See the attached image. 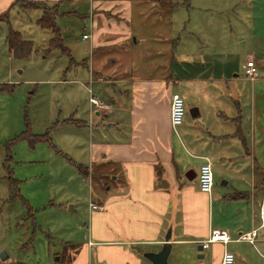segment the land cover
<instances>
[{
	"label": "crops",
	"instance_id": "obj_1",
	"mask_svg": "<svg viewBox=\"0 0 264 264\" xmlns=\"http://www.w3.org/2000/svg\"><path fill=\"white\" fill-rule=\"evenodd\" d=\"M27 1L54 6L55 20L81 16L72 6L76 0ZM112 3L90 0L96 9L82 33L88 37L81 35L90 52L74 62L84 71L76 69L71 80L87 90L88 102L93 95L107 104L89 103L87 116L76 108L79 116L69 117L83 130L71 134L73 141L86 149L84 159L73 161L91 192L100 194L90 197L86 224L72 216L77 204L63 194L18 185L13 196L8 186L0 201L21 205L0 227V264H148L143 253L159 250L168 231L171 264H220L225 250L237 264H264V253L256 250V243L264 249V228H258L254 244L236 240L258 226L264 195V122L254 97L258 72L255 79L244 70L228 77L214 54L205 63L178 51L170 24L150 18L128 23L130 10ZM13 5L34 10L36 23L43 13L39 6L0 0V15ZM173 94L188 102L176 131L170 123ZM205 157L211 165L220 162L223 175L231 173L228 189L200 191L197 173ZM73 177L76 183L77 172ZM90 202L101 209H91ZM212 229L226 231L230 240L197 251Z\"/></svg>",
	"mask_w": 264,
	"mask_h": 264
},
{
	"label": "rangeland",
	"instance_id": "obj_2",
	"mask_svg": "<svg viewBox=\"0 0 264 264\" xmlns=\"http://www.w3.org/2000/svg\"><path fill=\"white\" fill-rule=\"evenodd\" d=\"M105 1L113 2L112 6L118 3L120 9L130 10L128 23L134 18L135 23L145 24L150 18L152 22L155 19L170 24L178 51L186 50L189 56H200L205 63L209 53L214 54L219 61L220 72L228 77L233 78L235 73L242 75V62L254 58L259 74L255 82V106L264 122V0ZM19 4L31 7L26 0H20ZM150 4H156L157 8L150 9ZM36 5L42 6L41 3ZM89 5L90 0H76L72 6L80 11L81 16L70 14L56 19L61 45L67 47L68 53L56 46L60 45L57 38L49 45L53 34L36 23L34 10H21L13 5L0 15V196L8 193V179L12 176L20 179L18 184L21 187L26 185L31 190L63 194L70 200L69 204H77L72 216L86 224L90 197L93 194L95 199L100 192H91L89 180L84 181L73 161L84 159L86 149L84 145L76 146L73 141L71 134H79L83 130L71 123L69 117L79 116L80 110L83 116H87L91 106L87 90L71 81L76 69L84 71L74 62L87 58L90 52L88 40L81 37L84 31L89 30L96 9V6L92 9ZM43 6L48 12L55 9L54 6ZM9 29L18 30L22 38L31 40L32 49L27 55H14L9 50L6 40ZM185 31L189 32L182 38ZM184 102L186 117L188 102ZM7 154L10 160L5 165ZM219 164L211 165L214 190L228 189L234 182L233 177L231 173L223 175ZM76 172L75 183L73 176ZM223 180L231 183L222 186ZM19 204V200L10 203L0 201V227L11 222ZM79 234L80 237L83 235L82 229ZM256 248L264 253L257 243Z\"/></svg>",
	"mask_w": 264,
	"mask_h": 264
},
{
	"label": "built area",
	"instance_id": "obj_3",
	"mask_svg": "<svg viewBox=\"0 0 264 264\" xmlns=\"http://www.w3.org/2000/svg\"><path fill=\"white\" fill-rule=\"evenodd\" d=\"M83 38H87L88 34L82 35ZM244 73L246 76L254 79L257 75V66L253 59H248L245 62ZM89 103L96 108L107 107L102 100L96 96L90 95ZM185 117V102L181 95L173 94L170 102V123L173 129L176 131L177 127L182 124ZM198 187L200 191L205 193H211L213 189V172L210 161L205 157V162H203L198 169L197 173ZM89 207L91 209H101V205L90 202ZM259 224L257 227L252 228L248 231H243L239 233L236 240L245 241L254 244L258 228H264V195L261 197L258 209ZM230 240L229 235L226 231L220 229H212L208 237L201 241L202 248H207L213 242L226 243ZM220 264H235V255L232 251L225 250L221 257Z\"/></svg>",
	"mask_w": 264,
	"mask_h": 264
},
{
	"label": "trees",
	"instance_id": "obj_4",
	"mask_svg": "<svg viewBox=\"0 0 264 264\" xmlns=\"http://www.w3.org/2000/svg\"><path fill=\"white\" fill-rule=\"evenodd\" d=\"M20 0H17V2L19 3ZM25 2V0H24ZM27 3H31V7H34L37 2H31V1H27ZM39 4V3H38ZM43 8V13L42 15L37 19V23L43 27L46 28L48 30L51 31V33L53 34V36L51 37L50 43L49 45L54 41L55 38H57L58 41H60V45H56V46H60L61 51L62 52H69L67 47L62 46L61 45V37H60V33H59V28L57 25V22L55 20V12L54 10L51 12L46 11V9L44 8L43 4L45 3H41ZM46 5V4H45ZM37 6V5H36ZM30 7V6H29ZM7 43L9 46V50L14 54V55H27L31 49H32V42L31 40H27L22 38L21 33L18 30H14V29H9L8 31V35H7ZM55 45V43H54ZM10 160V155H6V158L4 160V164L7 165V162ZM79 171L81 173H83V170L81 168V165H79ZM11 173V171H10ZM19 180L15 179L14 177L10 176L8 179V186H9V190L10 193L14 195H18V184Z\"/></svg>",
	"mask_w": 264,
	"mask_h": 264
},
{
	"label": "water",
	"instance_id": "obj_5",
	"mask_svg": "<svg viewBox=\"0 0 264 264\" xmlns=\"http://www.w3.org/2000/svg\"><path fill=\"white\" fill-rule=\"evenodd\" d=\"M190 113L193 115L192 110H189ZM169 231L165 236V241L162 243L161 247L157 251H147L144 252L143 255L149 260L148 264H171L168 261V256L171 250V242H169ZM196 250L201 251L203 250L201 242L196 244Z\"/></svg>",
	"mask_w": 264,
	"mask_h": 264
}]
</instances>
